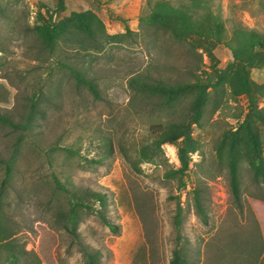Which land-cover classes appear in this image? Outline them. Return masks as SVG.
I'll use <instances>...</instances> for the list:
<instances>
[{"label":"rangeland","instance_id":"obj_1","mask_svg":"<svg viewBox=\"0 0 264 264\" xmlns=\"http://www.w3.org/2000/svg\"><path fill=\"white\" fill-rule=\"evenodd\" d=\"M157 1L0 0V113L13 122H0V159L12 156L0 205L6 229L0 264H84V245L101 250L102 264H169L174 248L181 249L186 264H263L264 184L254 178L251 161L264 162V48L255 47L253 59L247 60L249 48L240 54L253 82L251 112L246 95L231 94L226 84L218 96L208 88L197 122L190 119L192 94L158 108L157 97L143 98L128 79L139 72L179 79L192 63L185 44L147 23ZM169 1L189 6L188 0ZM209 5L220 17L224 41L190 37L202 54L203 80L214 79L217 69L233 73L230 64L238 61L225 41L235 44V27L264 37V0H209ZM73 11L97 18V44L79 48L60 42L50 51L33 29L37 14L69 21ZM189 12L197 19L204 13ZM125 25L135 34L108 36L124 33ZM73 70L92 81L98 94L77 83ZM32 101L35 109L26 122ZM183 117L187 126L165 127L160 159L134 167L136 150L155 136L153 125ZM185 132L188 168L174 173ZM230 154L239 160L238 201L225 164ZM4 177L0 163V183ZM54 178L105 191L107 218L117 232L86 210L77 238L64 230L56 213L67 208V196L54 188ZM193 188L206 222L195 211Z\"/></svg>","mask_w":264,"mask_h":264},{"label":"trees","instance_id":"obj_2","mask_svg":"<svg viewBox=\"0 0 264 264\" xmlns=\"http://www.w3.org/2000/svg\"><path fill=\"white\" fill-rule=\"evenodd\" d=\"M188 8L182 5H174L169 0H159L154 3L147 23L153 28L154 31H161L168 36L169 39L177 43L185 44L188 48V55L191 57V66L186 67L184 70L185 77L181 78H164V77H153L148 72H139L131 76L128 79V84L135 92H138L143 98L157 97L158 108H165L166 106H173V103L184 99L186 95H191V121H198L201 113L203 112V102L208 97L209 90L211 87L212 92L216 96L224 92V85L230 88L231 94L243 93L248 99L249 111L251 112L252 105L254 102V95L252 93L251 86L253 84L252 80L248 76V72L244 68V60L240 58L243 48H249L248 59H253L257 56L254 52L255 47L264 48V37H259L252 30L244 27L237 26L233 29V40L234 45L225 41L230 45L234 59L238 61L236 64L234 61L230 65L234 64L233 73L223 74L222 70L217 69L215 71V78H208L203 80L200 73V68L202 64V54L196 48L191 36H196L199 38L206 37L212 38L215 41L223 42V29L221 27L220 17L212 12L209 5V0H188ZM191 9H201L203 10V16L200 18H195L189 12ZM37 18L40 22L36 23L33 27L35 33L40 38L43 45L50 51H54L60 42L70 44L77 43L79 48H84L85 46H92L98 42V20L96 17L88 15L87 13L75 12L71 13V16L67 20L50 21L44 20L40 14H37ZM128 25H125L124 33H117L112 36L113 38H120L123 35L135 34L133 33ZM94 46V45H93ZM259 54V53H258ZM247 62V61H246ZM77 83H85L90 91L97 95L98 91L95 84L86 80L82 75L73 70ZM182 73V75H183ZM218 99L215 98L214 102ZM30 112L26 116V122L30 121L31 113L35 109V103L32 101L29 105ZM188 117H183L181 121L174 122L171 121L167 124L158 122L153 125L154 127V137L153 139L145 144L139 146L136 150L135 161H133V166L138 167L142 162H157L162 154L161 144L167 140L165 135V127L173 128L178 125H186V120ZM0 122L13 125L12 120L7 115L0 113ZM27 125V124H26ZM242 127L247 126V121H243ZM184 139L189 136L188 132L183 133ZM22 135H18L14 144V152L17 149L18 142L21 140ZM180 147L178 148V157L180 160V167H178L174 173H183L188 168V156L185 150L187 146V139H185ZM107 148L111 149L110 143L107 144ZM12 156L7 160L0 159V163L5 164V177L0 183V205L2 194L4 190V185L7 182V178L11 168ZM225 164L228 169L230 190L233 198L238 201L240 196V179H239V160L236 155L230 154L227 159H225ZM251 169L255 179L260 180L264 184V162H260L257 159L251 161ZM54 188H58L63 191L67 196V208L59 209L56 213V218L61 222V227L66 230L74 238L78 237L77 227L78 223L81 221V212L86 210L87 212H92L97 215L100 221L109 227L113 232H117V226L110 222L107 218V208L109 206V196L105 191L97 189H79L73 184L68 185L59 181V179L54 178ZM181 185L185 182L181 180ZM194 198V208L197 215L203 222H206V212L204 206L200 199L199 191L197 188L192 189ZM178 211L174 217V224L178 230L180 225L179 211L181 210L180 205H178ZM6 233L5 227L2 225V218L0 215V236ZM82 254L84 257V264H102L101 263V250L99 248H92L88 245L82 247ZM15 259L16 257L13 256ZM264 264V256L261 259ZM169 264H186V257L179 248H174L172 251V256L169 260Z\"/></svg>","mask_w":264,"mask_h":264}]
</instances>
